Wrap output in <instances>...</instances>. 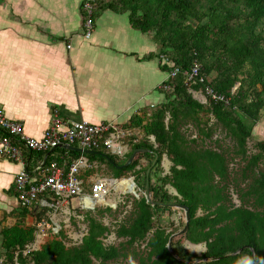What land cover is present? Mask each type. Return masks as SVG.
I'll use <instances>...</instances> for the list:
<instances>
[{
	"label": "trees",
	"instance_id": "trees-1",
	"mask_svg": "<svg viewBox=\"0 0 264 264\" xmlns=\"http://www.w3.org/2000/svg\"><path fill=\"white\" fill-rule=\"evenodd\" d=\"M100 4L128 9L134 27L153 30L160 51L169 60L164 70L177 67L179 71L167 81L168 89L159 88L164 101L141 125L143 136L129 143L124 156L99 149L84 153L63 148L71 154L66 164L84 155L95 165L104 164L113 178L130 174L136 186L142 179L144 188L145 170L154 155L136 152L129 164H122L135 148L152 149L158 154L148 174L154 204L144 195L135 199L129 215L116 222L113 230L85 211L86 230L77 244H67L64 232L59 230L26 256L19 251L18 261L107 264L125 255L127 247L144 243L139 264H238L245 256L248 264H264V139L255 142L256 152L247 157L252 129L244 122L248 118L254 124L264 108V0H95V9ZM194 64L199 66L198 78L187 83L183 71L189 72ZM206 85L227 101L200 102L194 98L191 89L204 90ZM202 113L208 118L204 119ZM210 118L230 138L236 156L245 160L240 177H250V181L244 186H240L237 174L229 180L221 145L218 148L202 143L213 135ZM186 123L195 127L196 137L187 136ZM135 124L140 125V121ZM164 154L170 165L161 174ZM118 158L124 159L118 162ZM142 158L147 161L143 166L139 165ZM49 160L46 158L45 164ZM152 171L160 175L154 174L151 179ZM230 187L238 189L242 200L252 199L251 208L233 207L226 194ZM175 202L188 206L189 220L184 231L169 239L183 225H171L173 210L169 204ZM96 210L100 215L110 212L111 207ZM28 213H32V206L18 205L20 217ZM35 231V223L24 226L21 220L1 228L0 259L13 262L15 250L33 241ZM110 233L124 241L107 243ZM184 241L202 243L204 249L200 253L190 251Z\"/></svg>",
	"mask_w": 264,
	"mask_h": 264
},
{
	"label": "crops",
	"instance_id": "crops-1",
	"mask_svg": "<svg viewBox=\"0 0 264 264\" xmlns=\"http://www.w3.org/2000/svg\"><path fill=\"white\" fill-rule=\"evenodd\" d=\"M82 3L0 0V109L7 118L21 121L24 133L34 138L42 136L54 109L65 120L84 119L93 124L113 120L143 134L141 125L164 101L158 86L166 76L165 54L155 32L134 27L128 9L100 4L93 12L92 32L86 38ZM200 90L191 92L202 102ZM261 117L250 127L252 136L264 130ZM216 140H212L213 146L219 148ZM17 143L32 180H37L52 160L67 169L71 154L63 149L66 146L44 152L27 150ZM224 155L228 163L233 154ZM46 158L50 160L45 164ZM20 169L18 161L0 155V229L17 220L32 226L46 218L66 233L70 218H76L74 212L85 217L79 206L71 207L70 198L63 200L51 193L41 195L49 205L39 199L33 203L32 213L20 217L14 190ZM98 177L113 178L104 164L82 168L80 173L86 188ZM245 179L250 181V177Z\"/></svg>",
	"mask_w": 264,
	"mask_h": 264
},
{
	"label": "built area",
	"instance_id": "built-area-1",
	"mask_svg": "<svg viewBox=\"0 0 264 264\" xmlns=\"http://www.w3.org/2000/svg\"><path fill=\"white\" fill-rule=\"evenodd\" d=\"M82 9L84 12V37H90L93 28V12L95 9V0H83ZM165 63L169 62L165 55H162ZM199 66L194 64L189 72L183 71L186 75V82H194L198 78ZM179 68L173 67L167 72L164 80L159 84V88L168 89L167 81L172 80ZM202 78H199V81ZM191 91H194L191 89ZM203 96L202 102L210 100H224L227 99L220 93L214 91L211 87L205 86L204 90H200ZM143 136L141 133H136L130 127H125L115 121L100 122L93 124L87 120H65L57 109H54L49 124L39 138L28 136L24 133L22 123L18 120H12L5 116L0 109V155L18 161L21 164V169L14 178V190L18 196V202L21 206L28 208L34 202L40 199L41 202L49 205L48 202L41 199V195L51 193L60 199H68L76 196L79 198V208L86 210H94L98 205H104L107 201L106 194L111 189H114L115 180L111 177H98L84 186V180L80 178L82 168H94V163L90 162L86 156L79 155L76 159L67 165L64 170L58 165V162L53 160L49 166L42 170L41 176L37 180H32L27 170V162L23 158V149L18 146L17 142H21L25 149L45 151L53 149L60 144L78 145L81 148L99 149L109 151L120 157L126 154L125 148H128L130 142H136ZM190 137H196V131ZM212 141V138L210 139ZM209 139L202 141L205 146H209ZM213 146V145H211ZM256 152L253 147H247L246 155ZM235 164H239L236 173L231 172L228 167L229 180L240 175L241 168L244 161L231 157ZM228 160V165L230 164ZM261 165V164H260ZM248 183L247 179H243L240 186ZM232 185V184H231ZM123 196H126L128 191L118 188ZM227 197L233 207L247 206L251 208V201H244L241 199L238 189L230 187L226 190ZM88 200V204H86ZM36 235L33 241L24 245L21 250H15L13 262L5 263L0 259V263L4 264H22L18 261V252L26 256L30 251L40 248L41 238L54 236L59 230L60 226L55 222L46 218H40L35 222ZM51 237V238H52ZM30 264V263H26Z\"/></svg>",
	"mask_w": 264,
	"mask_h": 264
},
{
	"label": "rangeland",
	"instance_id": "rangeland-1",
	"mask_svg": "<svg viewBox=\"0 0 264 264\" xmlns=\"http://www.w3.org/2000/svg\"><path fill=\"white\" fill-rule=\"evenodd\" d=\"M166 75H167V72H166ZM260 117L264 118V108L261 109V111H260ZM203 118L206 119V118H208V116L206 114H203ZM244 122L249 127L253 124V121L248 119V118H244ZM210 123L213 126L215 125L214 120L212 118H210ZM184 128L186 130L187 136H191L195 132V127L193 125H191L190 123H186L184 125ZM260 130H262V128ZM256 134H257L256 136H251L248 139V141H247L248 148L249 147L254 148L255 142L261 138H264V130H263V132L256 133ZM259 136H261V137H259ZM214 139L219 140L218 144L221 145L222 151L225 152L227 155H231L234 153L233 148H232L233 143L231 142L230 138L225 134V132L221 128H219L218 126H214L212 140H214ZM209 144L213 145V142L211 141V142H209ZM234 154L232 155V157L238 158V156H236V154L235 155ZM123 159L124 158H118V162H122ZM146 163H147V161L144 158H142L139 161V165H141V166L145 165ZM169 165H170V160H169L168 156L166 154H164L162 156V160H161V164H160V168H159L161 174L167 172ZM227 166L229 167L231 172L236 173L238 171V167L240 165L235 164V162L232 159H230V164L229 165L227 164ZM106 172H108L110 174V171L107 167H106ZM154 174L160 175L159 172L152 171L151 179H154ZM130 177H132V176H130V174H129L128 176L120 177L119 179H122V178L126 179V178H130ZM237 178L239 180L242 179L240 177V175H238ZM132 179H133V177H132ZM130 183H128L129 188L126 189V191H128L126 193V196H123L118 188L111 189L106 194V199L109 203L106 202L104 205H98L95 207L94 210L86 209L84 211L90 212L92 215L99 218L103 223L107 224L113 230V226L115 227L116 222L123 220L125 217H127L129 215L130 211L132 210L134 200L140 198L143 194L144 188H142V185H143L142 179L138 180V184H137L138 186H136V185L134 186V193L137 194L139 192V194H140L138 198L133 193L129 192V191L133 190V187L130 185ZM69 200H70V205L72 208H77L79 206V199L76 196L70 197ZM110 203H113V204L111 205ZM105 206H110L111 211L110 212H104L103 214L99 215L96 209L104 208ZM171 208L173 210V213L170 214L171 225L178 227L179 225H181V223H184V213H183V211H181L180 207H178V206H173ZM73 214L76 215V218H75V220H72V218H70V223H68L69 227L66 228V230H65L66 233H64V235H65L64 240L66 241L67 244H77L80 241L81 236L84 234V232L86 230L85 217L83 216V218H79L82 215L78 214L77 212H74ZM165 216L166 215H164V218H165ZM51 237L52 236L41 238L40 239L41 245L46 243L48 240H50ZM105 241L107 243L118 244L119 242L124 241V238H117L113 233H110L106 237ZM184 246L188 250L196 252V253H200L204 249V245L202 243L195 244V243H190L189 241H184ZM124 254L125 255L118 257L117 259H115V260H113L107 264H139L138 256H140V255L142 256L144 254V243H140L139 245L135 244V246H133V247H127L124 250ZM248 260H249L248 257L245 256L244 258H242L239 261L238 264H248Z\"/></svg>",
	"mask_w": 264,
	"mask_h": 264
},
{
	"label": "water",
	"instance_id": "water-1",
	"mask_svg": "<svg viewBox=\"0 0 264 264\" xmlns=\"http://www.w3.org/2000/svg\"><path fill=\"white\" fill-rule=\"evenodd\" d=\"M60 145H64L66 146L67 148H70V149H74V150H77V151H80V152H84V153H92L94 152L92 149H87V148H81V147H77V146H74V145H70V144H60ZM136 152H150L154 155V158L153 160L151 161L150 165L146 168L145 170V187L143 189V194L147 200V202L151 203V204H154V201L151 199L150 197V194H149V190H148V174H149V170L150 168L155 164L156 162V159L158 157V154L156 153V151L152 150V149H149V148H135L131 154L128 156L127 160L122 164V165H127L131 162V160L133 159L134 155ZM122 165H116L118 168H120ZM112 179H118V178H112ZM131 179V183H132V186H135V182L134 180L132 179V177H130ZM137 198L139 197V192L137 194H134ZM170 207H173V206H178L180 207L181 211H183L184 213V223H183V226L182 228L175 232V233H172L169 237V239L175 235V234H179L180 232L184 231L186 228H187V225H188V220H189V209H188V206L186 204H183V203H171L169 204ZM167 246L168 243H167Z\"/></svg>",
	"mask_w": 264,
	"mask_h": 264
},
{
	"label": "bare ground",
	"instance_id": "bare-ground-1",
	"mask_svg": "<svg viewBox=\"0 0 264 264\" xmlns=\"http://www.w3.org/2000/svg\"><path fill=\"white\" fill-rule=\"evenodd\" d=\"M130 182H131L130 178H126V180L123 179V178L122 179H116L114 187L115 188H121L122 190H126V189L129 188V184L128 183H130ZM130 185L132 186V183H130ZM132 187H133V190L129 191V192L133 193V194H136V193H134V186H132ZM86 204H88V200H86ZM110 204L112 205L113 203H110Z\"/></svg>",
	"mask_w": 264,
	"mask_h": 264
},
{
	"label": "clouds",
	"instance_id": "clouds-1",
	"mask_svg": "<svg viewBox=\"0 0 264 264\" xmlns=\"http://www.w3.org/2000/svg\"><path fill=\"white\" fill-rule=\"evenodd\" d=\"M136 185V184H135Z\"/></svg>",
	"mask_w": 264,
	"mask_h": 264
}]
</instances>
